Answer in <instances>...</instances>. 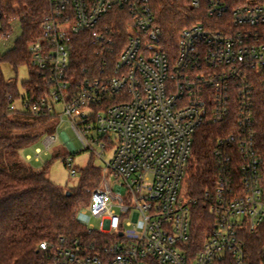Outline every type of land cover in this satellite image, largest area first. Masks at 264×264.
<instances>
[{
    "label": "built area",
    "instance_id": "obj_1",
    "mask_svg": "<svg viewBox=\"0 0 264 264\" xmlns=\"http://www.w3.org/2000/svg\"><path fill=\"white\" fill-rule=\"evenodd\" d=\"M174 1L194 16L173 41L152 0H48L22 65L29 80L6 79L17 87L7 95L9 112L59 117L81 152H112L80 210L99 226H86V239L41 243L48 264H264V0ZM20 10L0 3L1 42L16 22L23 37ZM83 37L100 63L78 76ZM214 124L222 126L214 186L191 197L184 182L195 135ZM58 138L44 136L46 149ZM74 155L64 159L71 175ZM255 237L263 242L257 252Z\"/></svg>",
    "mask_w": 264,
    "mask_h": 264
},
{
    "label": "trees",
    "instance_id": "obj_2",
    "mask_svg": "<svg viewBox=\"0 0 264 264\" xmlns=\"http://www.w3.org/2000/svg\"><path fill=\"white\" fill-rule=\"evenodd\" d=\"M0 3H6L10 10L14 6L19 7L24 23L23 37L11 50L0 55V263L48 264L45 253L40 249L41 243L90 237L86 226L79 220V213L90 202L91 191L100 182L101 170L88 165L81 171L79 184L66 189L48 178L50 163L35 170L19 161L20 150L43 138L42 134L33 132L36 124L52 117L36 118L8 111L7 95L17 87L7 84L2 65L7 63L16 69L30 63L28 47L38 36L39 24L48 14L49 7L48 0H0ZM152 6L157 23L164 32L171 34L173 41L175 33L191 25L188 18L194 13L184 1L152 0ZM117 18L114 17V20ZM117 28H122L123 38H126L120 23ZM121 48H118L117 54ZM96 50L94 43L86 37L77 43L76 75L82 74L83 67L100 63ZM221 130V125L214 124L199 129L195 135L184 182V192L191 197H199L214 186L216 165L213 151L222 136ZM53 131L49 129L47 133L53 134ZM196 210L195 225L203 240L206 210L202 205ZM254 242L257 252L263 242L258 237L254 238Z\"/></svg>",
    "mask_w": 264,
    "mask_h": 264
},
{
    "label": "rangeland",
    "instance_id": "obj_3",
    "mask_svg": "<svg viewBox=\"0 0 264 264\" xmlns=\"http://www.w3.org/2000/svg\"><path fill=\"white\" fill-rule=\"evenodd\" d=\"M120 20H124L122 16H119ZM118 17V18H119ZM14 35L11 40L1 42L0 41V54H5L15 46V42L22 35V30L20 28L19 22H16L13 26ZM2 69L6 79H16L19 86H22V83L26 80H29L30 76L28 69L25 66L18 67L14 69L9 64L5 63L2 65ZM53 129V134L58 136L57 143L50 149L47 150L44 144V140L40 139L31 145L23 148L19 152V161L22 164L28 165L35 170L42 169L46 163H50L48 169V178L55 184L69 189L74 188L79 184L81 177V171L85 169L88 165H92L98 168H104L105 162L111 159L112 152L107 151L103 153V159L97 156V153H102L100 148H95L96 154H93L91 151H82L81 143L74 131L72 130L68 122H62L59 117H53L46 122H38L33 129L34 133L42 134L44 136L48 135V130ZM67 140L72 142L73 148L79 153L70 154L72 150L67 144ZM41 149L43 151L40 161L35 160L36 150ZM68 155H74L75 165L77 168V174L71 175L69 169L64 163V159ZM27 156H31L32 159H27ZM79 220L85 226H99V220L92 217V215L85 214L84 211H80Z\"/></svg>",
    "mask_w": 264,
    "mask_h": 264
}]
</instances>
